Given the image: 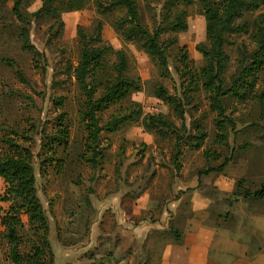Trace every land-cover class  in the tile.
Instances as JSON below:
<instances>
[{
  "label": "rangeland",
  "instance_id": "1",
  "mask_svg": "<svg viewBox=\"0 0 264 264\" xmlns=\"http://www.w3.org/2000/svg\"><path fill=\"white\" fill-rule=\"evenodd\" d=\"M70 1L55 0L52 15L34 17L44 2L24 0L21 11L31 22L25 24L13 13L14 0H0V157L10 142L33 155L53 264H205V258L208 264H264V200L244 196L264 183V104L228 99L226 115L235 120L236 132L230 131L228 145L218 143V114L201 80L206 61L198 47L208 41L200 0L175 6L169 0H135L150 33L178 15L187 23L185 31H166L159 39L168 72L118 31L128 18L124 7L114 0H84L82 9L70 11ZM262 11L250 14V20ZM99 22V45L112 47L104 74L114 75L115 52L123 51L127 75L139 79L142 89L99 115L106 130L94 169L89 162L94 145L81 115L85 95L74 70L81 57L80 31L89 39ZM25 29L40 54L24 48ZM251 40L246 34L229 38L227 85L237 71L240 48L254 50ZM160 86L181 103L183 120L156 96ZM131 102L141 108H130ZM138 109L143 116L137 119ZM125 115L130 119L109 132L112 120ZM147 115L162 116L170 128L149 130ZM59 120L69 128L67 147L54 144ZM200 131L206 139L197 149L189 138ZM179 137L185 140L176 160ZM225 161L223 170L206 173ZM8 191L0 177V219L12 205ZM21 219L20 250L27 254L40 236L30 230L26 213ZM10 248L0 234V264H13Z\"/></svg>",
  "mask_w": 264,
  "mask_h": 264
},
{
  "label": "trees",
  "instance_id": "2",
  "mask_svg": "<svg viewBox=\"0 0 264 264\" xmlns=\"http://www.w3.org/2000/svg\"><path fill=\"white\" fill-rule=\"evenodd\" d=\"M14 1L13 13L17 20L30 24V17L21 11L24 0ZM42 1L44 2L42 9L32 16L39 17L44 13L51 15L54 13L55 0ZM179 1L185 0H169L168 3L175 6ZM200 2L206 18L208 41V44L198 47L206 61L201 71L202 86L209 94L211 110L218 114L216 119L218 143L228 145L230 131L236 132V122L226 115L225 103L227 100L233 99L240 104L258 100L260 104H264V11L254 21L250 20V14L264 8V0H200ZM114 3L115 6H122L127 11L128 18L118 26L121 35L127 41L139 44L162 71L168 72V56L159 39L166 31H185L187 29L185 20L178 15L174 21L169 23L168 27H159L154 33H150L141 24L135 0H114ZM68 4L70 11L79 10L82 9L84 0H71ZM79 34L82 45L81 57L74 70V76L85 95L84 109L81 115L86 122L88 140L94 145L93 156L89 162L95 169L98 166L97 159L102 154L98 149L100 135L106 130L101 125L99 115L116 103L129 99L132 93L140 91L142 83L139 79L136 80L127 75L128 58L123 51L115 52L117 63L114 65V75L104 74L105 57L112 51V47L99 45L103 42L101 22L98 23L91 38L88 39L82 31ZM237 34L249 35L255 48L252 51L240 48L241 58L238 59L237 71L232 77L231 85H227L225 75L228 71L229 58L225 47L229 43V38ZM22 35L25 37L24 48L35 51L37 55L40 54L30 44L29 32L26 29ZM7 63L11 65L9 62ZM156 96L174 107V111L180 119H184L181 103H176V100L169 95L164 87L158 88ZM130 104V108H141L137 103L131 102ZM131 111L134 112L133 109ZM137 115V119L142 118V109H138ZM128 119L130 117L127 115L122 118H114L109 124V132H114L120 122ZM59 121L58 133L60 136L53 137L54 144H64L67 147L70 139L69 128L62 127V120ZM144 121L149 130L160 132L170 128L169 123L162 116L147 115ZM192 138H189L192 143L194 140L197 141L193 145L200 149L206 139V133L200 131L199 135ZM184 140L180 137L178 139L176 160L181 155V142ZM10 144V150L0 157V177L5 179L9 185L7 200L12 202V205L6 215L0 219V227L4 228V232L0 231V234H3L11 246L9 255L13 264H53L52 250L46 252L50 247L48 239L50 226L38 196L33 155L28 148L21 147L15 142H10ZM227 164L228 161H225L222 166L212 167L206 173L221 171ZM244 196L264 200V183L254 193L247 191ZM23 212L28 216L30 230L40 236L27 254L20 250L23 240L19 231L25 228L21 219ZM40 233L42 234L40 235Z\"/></svg>",
  "mask_w": 264,
  "mask_h": 264
},
{
  "label": "crops",
  "instance_id": "3",
  "mask_svg": "<svg viewBox=\"0 0 264 264\" xmlns=\"http://www.w3.org/2000/svg\"><path fill=\"white\" fill-rule=\"evenodd\" d=\"M176 247V246H175ZM171 251V250H170ZM170 251H168L167 253L170 254ZM165 258L167 259L166 261L168 262V258H169V255L165 256ZM205 264H208V260L207 258H205Z\"/></svg>",
  "mask_w": 264,
  "mask_h": 264
}]
</instances>
